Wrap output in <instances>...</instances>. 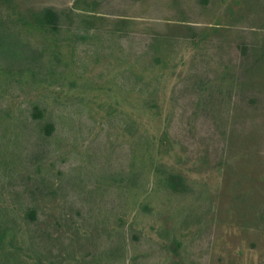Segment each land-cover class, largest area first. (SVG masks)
Wrapping results in <instances>:
<instances>
[{
	"label": "rangeland",
	"instance_id": "obj_1",
	"mask_svg": "<svg viewBox=\"0 0 264 264\" xmlns=\"http://www.w3.org/2000/svg\"><path fill=\"white\" fill-rule=\"evenodd\" d=\"M0 264H264V0H0Z\"/></svg>",
	"mask_w": 264,
	"mask_h": 264
},
{
	"label": "trees",
	"instance_id": "obj_2",
	"mask_svg": "<svg viewBox=\"0 0 264 264\" xmlns=\"http://www.w3.org/2000/svg\"><path fill=\"white\" fill-rule=\"evenodd\" d=\"M55 15L50 9L43 10L41 21L51 23L54 21ZM168 186L173 190L177 191L179 190L180 186H183L181 177L178 175H170L167 179Z\"/></svg>",
	"mask_w": 264,
	"mask_h": 264
}]
</instances>
